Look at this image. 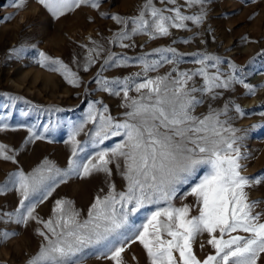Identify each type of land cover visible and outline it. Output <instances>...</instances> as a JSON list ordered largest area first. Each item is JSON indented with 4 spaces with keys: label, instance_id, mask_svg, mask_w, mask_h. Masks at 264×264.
I'll list each match as a JSON object with an SVG mask.
<instances>
[{
    "label": "snow or ice",
    "instance_id": "6c2138e0",
    "mask_svg": "<svg viewBox=\"0 0 264 264\" xmlns=\"http://www.w3.org/2000/svg\"><path fill=\"white\" fill-rule=\"evenodd\" d=\"M160 2L172 7H157L153 0H146L134 17L113 15L111 18L124 28L109 42L128 48L133 45L124 41L133 36L146 35L149 40L168 37L171 29H187L189 21L195 25L204 21L203 10L198 15H186L177 0ZM38 3L55 18L81 5L99 7V0H38ZM204 3L205 0H185L189 7ZM16 6L23 7V0ZM129 23L130 31L127 30ZM101 52L102 47L88 50L85 71ZM39 55L41 66L61 72L69 83L79 85L76 73L61 60L43 52ZM194 56L193 63L200 67L181 71L183 55L171 46L137 57L109 53L101 73H97L96 83L101 90L122 96L124 119L117 121L107 114V105L101 108L91 105L87 120L95 128L90 134L93 147L98 148L116 135L123 137L121 143L112 149H100L86 163L69 159L68 171L45 160L31 173L19 171L9 175V183L18 185L17 191L22 197L17 209L19 221L27 223L31 219L43 225V230L37 229L43 242L27 264H83L86 250L101 244L106 249L101 253L104 258L114 264H125L122 254L129 241L142 245L149 264H258L264 255V212H257L256 208L264 201L250 200L246 189L264 183V177L249 178L242 174L241 161L247 157L242 155L238 143L242 137L237 133L241 130L221 118L227 117L228 105L215 109L209 104L206 113L197 114L205 96L212 100L218 97L216 89H228L239 83L250 94H255V90L234 74L223 77L218 68L219 57L205 53ZM130 62L137 64L141 71L111 81L102 77L107 68L128 66ZM165 64L172 66L170 71L149 76ZM230 67L233 73L238 71L235 65ZM195 77H200L203 83L197 86ZM133 91L136 95H129ZM235 111L241 116L244 114L239 105H235ZM82 129L83 125L70 135L73 157L78 155L79 148L75 136ZM32 138L42 136L32 132ZM10 151L0 145V158L12 160ZM114 162L126 182L125 190L118 192L111 184L107 195L95 198L86 219L81 220L80 212L68 200H57L53 216L46 221L34 215L37 203L47 199L70 173L81 177L93 173L110 176V165ZM201 168L206 170L205 174L186 193L194 197V205L177 207L173 200L180 187L189 184ZM3 190L0 187V192ZM37 192L42 199L33 203L30 197ZM145 205H156L146 222L130 237L121 233L129 214ZM205 234L206 243L214 252L201 260L193 251V243Z\"/></svg>",
    "mask_w": 264,
    "mask_h": 264
},
{
    "label": "rangeland",
    "instance_id": "374dc122",
    "mask_svg": "<svg viewBox=\"0 0 264 264\" xmlns=\"http://www.w3.org/2000/svg\"><path fill=\"white\" fill-rule=\"evenodd\" d=\"M19 2L0 0V145L7 146L11 150L8 154L13 156L12 160L0 158V187L4 188L0 192V264H27L43 242L37 234V229L43 230L42 224L31 219L27 223L19 221L17 209L22 197L17 191L18 185L9 183V175L19 171L31 173L45 160L62 171H68L69 159L86 163L100 149H112L121 143L123 137L116 135L98 148L93 147L90 134L95 128L87 120L91 105L96 108L107 105V114L117 121L124 119L122 96L105 92L96 83L97 73H101V66L109 53L137 57L171 46L183 55V62L179 65L181 71L200 67L193 63L195 53L219 57L218 68L223 77L234 74L252 85L255 94H250L239 83L228 89H216L218 97L212 100L205 96L197 114L206 113L209 104L215 109L228 105L227 117L221 118L241 130L237 133L242 137L238 143L242 155L247 157L241 161L242 174L249 178L264 177V0H205L203 6L191 7L185 4V0H177L186 15H198L203 10V23L195 25L189 21L187 29H171L170 36L153 40L146 35H136L124 41L133 45L128 48L109 42L124 28L111 17H134L146 0H99L98 8L81 5L59 18L53 17L38 0H23V7L18 8ZM153 3L157 7H172L160 0H153ZM131 27L129 23L127 30L130 31ZM185 40L188 42L184 43ZM97 47H102L103 52L85 71L88 50ZM41 52L66 64L78 76L79 85L69 83L61 72L41 66ZM230 65H235L238 71L233 73ZM171 67L165 64L158 72H150L149 76L163 75ZM139 71L140 67L130 62L128 66L107 68L102 77L111 81ZM209 71L215 72L216 69ZM195 81L197 86L203 83L200 77H195ZM129 95L135 96L136 93L133 91ZM235 105L242 109V116L235 111ZM81 125L83 129L75 136L79 141L78 155L73 157L70 135ZM32 132L42 138L30 139ZM110 168V176L93 173L81 177L70 173L42 203H37L42 199L41 194H33L30 200L37 203L34 215L46 221L53 216L52 209L57 200H68L80 212L81 220L86 219L95 198L107 195L111 184L118 192L125 190L126 182L116 163ZM205 171L199 169L189 184L180 187L173 200L177 207L194 205V197L186 196V193ZM246 191L250 200L264 201V183ZM155 208L156 205H145L130 213L121 233L130 237ZM256 211L264 212V203H260ZM193 214H196L195 209ZM5 233L9 234L8 237L4 236ZM206 241L205 234L193 243V251L201 260L214 252ZM105 250L103 244L87 249L83 264H114L101 255ZM122 257L125 264H149L138 241H129ZM258 264H264V255Z\"/></svg>",
    "mask_w": 264,
    "mask_h": 264
}]
</instances>
